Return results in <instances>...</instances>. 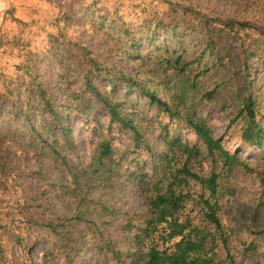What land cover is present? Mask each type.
<instances>
[{
    "label": "rangeland",
    "instance_id": "374dc122",
    "mask_svg": "<svg viewBox=\"0 0 264 264\" xmlns=\"http://www.w3.org/2000/svg\"><path fill=\"white\" fill-rule=\"evenodd\" d=\"M156 18L167 28L159 32L158 44L166 36L172 39L173 25L177 24V34L185 37L192 51L206 41L210 29L220 49L232 40L228 31L221 30L222 20L233 18L248 22L256 30L264 29V0H0V104L12 107L17 101H24L37 83L55 88L54 95L60 103L68 87L79 92L91 67L90 61L102 69L103 76L96 78L102 87L109 85V78L122 81L121 74L135 75L139 57L128 54L134 49L129 48L127 33L141 39L139 47L147 46V30L142 29L146 22ZM256 30H251L245 43L247 54L252 50L257 53L249 61L247 74L258 96L264 99V39L255 34ZM215 56L209 59L214 60ZM239 78L236 75L232 79ZM214 84V78L205 81L208 87ZM225 87L232 93L228 84ZM131 92L138 100L132 107L146 118L142 128L156 152L136 148L126 129L110 124L105 107L88 89L82 93L91 97L96 107L86 112L66 111L77 150L72 157L78 155L83 163L91 164L100 144L111 143L115 175L108 181L109 186L99 180L81 187L79 195L70 193V189L62 187L71 182L69 173H58L50 160H39L22 140L9 134L3 152L9 189L2 204L14 210L11 226L23 231L24 237L21 245L11 235L4 239L11 264L17 263L21 251L33 264H115L112 252L103 249L104 242L114 240L123 249L133 243L146 211L145 197L137 182L153 174L160 153L166 150V141L178 135L202 148L205 158L195 163V171L208 174L214 170L219 174V215L237 262L264 264V152L242 140L239 122L233 120L236 103L226 97L224 101L198 104L200 114L224 148L244 160V164L226 167L220 154H209L188 125L160 113L156 106L145 104L147 100L137 92ZM32 116L36 119L35 113ZM3 120L1 126L14 118L8 113L0 114V121ZM39 178L41 183H36ZM43 187L46 193L40 192ZM198 189L197 185L192 186L193 193ZM85 202L98 210L107 206L114 214L113 217L105 214L101 223L97 213L91 212L97 215L99 230L89 233L86 246L72 255L75 261H69L56 246V239H51L54 245L46 243L41 224L63 219L74 222L70 218L80 215ZM186 213L196 223H202L199 205L191 202ZM74 224H79L78 232L83 230L81 221ZM49 249L51 253L46 258Z\"/></svg>",
    "mask_w": 264,
    "mask_h": 264
},
{
    "label": "trees",
    "instance_id": "16d2710c",
    "mask_svg": "<svg viewBox=\"0 0 264 264\" xmlns=\"http://www.w3.org/2000/svg\"><path fill=\"white\" fill-rule=\"evenodd\" d=\"M220 27L229 32L232 39L229 43L219 49L214 31L210 29L206 41L192 51L185 37L177 34V24L173 25L172 39L166 36L163 43L158 44L159 32L167 28L156 18L146 22L142 29L147 30V46L143 44L139 47L141 39L131 32L127 33L129 48L134 49L128 54L139 57L135 75L121 74L122 81L109 78V85L102 87L96 81L98 76H103L102 69L96 62L90 61L91 67L79 92L68 87L60 103L54 95L55 88L37 83L24 101H17L12 107L0 104V114L8 113L14 118V121L3 126L5 120L0 121V264H11L4 245L5 237L11 235L20 245L24 238L23 231H16L11 226L14 210L10 205L2 204L6 202L5 194L9 189L3 152L10 133L22 140L39 160H50L58 173H69L71 182L62 184V187L70 189V193L81 192V187H89L99 180L104 181V186H109L108 181L115 175L113 147L108 141L100 144L91 164L83 163L78 155L72 157L77 150L67 124L66 111L86 112L96 107L91 97L83 95L85 89L98 96L109 115L110 124L116 123L131 134L136 148L156 152L142 128L146 118L138 115L132 107L138 100L131 91L146 99L145 104L156 106L160 113L188 125L209 154H220L226 167L244 164V160L224 148L207 119L200 114L198 104L203 101H224L230 97L228 100L232 98L236 103L233 120L239 122L242 140L264 152V99L258 96V90L247 74L249 61L257 53L252 50L247 54L245 44L251 30L256 29L248 22L233 18L220 21ZM256 32L264 39V29ZM212 55H216L214 60L209 59ZM236 75H240V78L232 79ZM212 78L215 84L206 86L205 81ZM227 84L232 93L227 91ZM67 101L72 104H67ZM43 109L45 112H42ZM23 119V125H19ZM165 149L158 157L153 174L148 179L141 177L137 182L145 197L146 211L133 243L123 249L118 248L114 240H106L103 249L112 252L111 258L115 264H239L230 249L219 215V174L214 170L208 174L195 171V163L200 162L201 157L202 160L205 158L202 148L191 145L179 135L167 140ZM41 180L37 179L36 183H41ZM262 180L264 185V173ZM196 185L199 189L193 193L192 186ZM40 192L46 193V189L43 187ZM14 202L18 201L15 199ZM191 202L200 206L201 224L186 213ZM93 211L100 217L101 223L105 214L109 213L111 217L114 214L107 206H101L98 210L85 202L80 215L70 218L74 222L81 221L83 230L78 232L79 224L68 223V219L57 223L43 222L41 229L46 235V243L54 245L51 239H56V246L65 253V258L75 261L72 255L86 246L89 233L99 230L96 214L91 213ZM50 253L49 249L45 257ZM16 261L13 264H33L22 251Z\"/></svg>",
    "mask_w": 264,
    "mask_h": 264
}]
</instances>
